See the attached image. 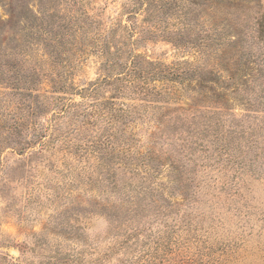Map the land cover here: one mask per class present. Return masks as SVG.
Segmentation results:
<instances>
[{
    "label": "trees",
    "instance_id": "16d2710c",
    "mask_svg": "<svg viewBox=\"0 0 264 264\" xmlns=\"http://www.w3.org/2000/svg\"><path fill=\"white\" fill-rule=\"evenodd\" d=\"M39 1L34 12L29 0H17L16 6L11 0L9 17H0V162L8 150H31L42 159L49 151L75 155L83 172L91 170L84 180L98 182L106 192L121 188L117 170L136 175L135 161L152 159L135 145L139 121L159 124V137L171 138V147L187 160L199 149L207 159L222 152L232 156L243 139L254 146L264 130V117L257 119L258 110L252 109L264 108V63L256 49L264 48L263 20L250 30L238 24L248 39L196 35L213 14L229 17L227 10L238 4L123 0L121 17L105 23L91 0ZM160 38L191 58L167 63L139 50ZM90 53L100 59L98 76L79 85L76 73ZM236 80L240 84L232 86ZM237 103L245 107L244 119L229 118ZM137 196L120 194L116 224H122L123 214L125 220L136 215ZM67 262L59 256L50 264Z\"/></svg>",
    "mask_w": 264,
    "mask_h": 264
},
{
    "label": "rangeland",
    "instance_id": "374dc122",
    "mask_svg": "<svg viewBox=\"0 0 264 264\" xmlns=\"http://www.w3.org/2000/svg\"><path fill=\"white\" fill-rule=\"evenodd\" d=\"M10 1L0 0L2 19L9 17ZM91 1L105 23L121 17L123 0ZM39 2L29 0V9L35 12ZM218 2L224 6L228 0ZM230 2L238 5L218 6L229 17L213 14L196 35L248 39L240 26L250 30L257 20L264 22V0ZM256 49L264 63V48ZM139 50L167 63L192 56L162 38ZM99 60L97 54L87 56L75 76L79 85L98 76ZM231 107L230 119L246 117L243 105ZM252 109L258 110L257 119L264 117L263 107ZM152 121H139L134 129L135 145L152 159L136 160V175L117 170L121 188L116 190L103 192L98 182L84 180L91 170L83 172L84 163L75 155L49 151L42 159L31 150L6 151L0 162V264H50L59 256L68 264H264V130L254 146L243 139L232 156L222 152L218 159H207L199 149L187 160L171 147V138L159 137V124ZM170 149L175 152H166ZM122 192L138 195L134 199L140 207L132 220L123 214L122 224H116L113 210L123 205Z\"/></svg>",
    "mask_w": 264,
    "mask_h": 264
}]
</instances>
